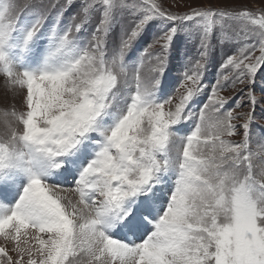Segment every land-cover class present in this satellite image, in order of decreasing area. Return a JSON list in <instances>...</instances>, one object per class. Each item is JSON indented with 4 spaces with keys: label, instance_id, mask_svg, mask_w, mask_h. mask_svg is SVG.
<instances>
[{
    "label": "snow or ice",
    "instance_id": "6c2138e0",
    "mask_svg": "<svg viewBox=\"0 0 264 264\" xmlns=\"http://www.w3.org/2000/svg\"><path fill=\"white\" fill-rule=\"evenodd\" d=\"M118 10L138 19L123 31L109 60L107 42ZM93 11L100 20L88 46L78 45L72 27L53 28L41 51L43 17L22 25L15 0H0V77L12 93L11 110L0 109V237L15 245L21 259L27 252V264H264V159L254 167L252 113L241 126L242 141L229 143L223 137L237 135L232 121L239 117L222 112L226 101L217 96L211 101L215 110L201 112L171 155L186 106L200 91L215 28L223 31L231 21L238 40H256L223 64L251 87L264 71V12L206 8L173 15L157 0H85L76 34ZM155 20L192 25L188 39L198 42L199 61L192 74H184L192 87L174 111L164 110L171 99H157L156 77L168 69L180 39L177 27L142 53V59L151 57L153 83H145L140 68L131 76L125 68V56ZM155 47L160 51L151 52ZM130 81L134 90L124 98ZM16 90L25 92L20 113ZM248 100L253 113L264 103L254 90ZM65 173L74 180L69 189L57 185ZM172 173L173 187L161 207L159 191ZM67 191L77 195L76 203L60 195ZM142 225L150 227L142 242L113 235L134 237ZM0 258L13 264L2 247Z\"/></svg>",
    "mask_w": 264,
    "mask_h": 264
},
{
    "label": "rangeland",
    "instance_id": "374dc122",
    "mask_svg": "<svg viewBox=\"0 0 264 264\" xmlns=\"http://www.w3.org/2000/svg\"><path fill=\"white\" fill-rule=\"evenodd\" d=\"M128 2L131 3L132 0H128ZM157 3L161 10L173 15H184L192 9L206 8L231 12L248 10L257 14L264 12V0H157ZM15 4V16L22 25L30 24L33 18L38 15L43 17V30L39 40V48L41 51H43L47 44L45 37L53 28L58 29L60 32H64L69 27H72L73 35L77 39L78 45L81 48L88 46L95 27L100 20V13L98 11L91 12L88 16V22L82 27V31L76 34L74 28L76 24H80L83 20L82 8L85 4V0H74L70 6L66 0H15ZM137 19V17L131 15V13L126 10L117 11L115 23L108 38L106 48V54L109 60L119 47L120 37L123 31L132 27ZM170 27L178 28L180 39H178L174 45L166 73L163 77H156V79L160 81V87L156 89L157 99L161 101L171 99L172 101L170 105L165 106L164 110L166 112L174 111L180 98L186 94V90L192 87L190 83L184 81V74L186 72L192 74L195 63L199 61L198 42H190L188 39V32L192 25L172 24L169 21L155 20L147 27L145 34L133 45L132 50L125 56V68L130 76L134 75L136 68H140L141 77L145 83H153L155 74L151 72V57L145 56L142 59V53L149 45L153 44L155 40L162 37L165 31ZM236 32L237 27L231 21L227 22L223 31L219 24L215 28L210 39L207 57L203 61L205 67L200 73V91L186 106L184 113L185 122L179 126V136L175 137L173 141L171 151L173 157L176 155V149L183 143V138L187 134H190L195 129L196 124L200 122L199 117L201 112L206 111L208 114H211L215 110V106L211 104V101L218 96L226 101L222 112L226 113L231 111L233 117H239V119H234L232 121V123L237 126V135L234 137L224 136L223 139L234 144L242 141L241 126L247 122V116L252 113L253 120L249 128V152L254 156V167L261 159H264V147H260L264 146V103H258L253 113L248 100V93L253 90L257 101L264 100V71L259 72L255 78V84L250 87L247 82L240 83L236 79L235 70L223 68V64L229 57H235L241 53L245 43H256L254 38L246 41L244 39L238 40ZM159 51V47L151 49V52L154 53ZM247 54L251 55L252 53L249 52ZM259 55V51H255V56ZM224 77H228V79L225 80ZM182 83H184L183 88L180 87ZM134 87V83L130 81L128 87L122 89L124 98H126L127 93L134 90ZM214 89L216 90L215 95ZM11 94L12 93L8 89L6 78L0 77V109L11 110V103L9 101V96ZM24 96L25 92L23 90H16L15 111L17 113L26 110L23 106ZM0 116H3L2 112H0ZM11 119L12 117L9 112L8 120L11 121ZM4 130L3 121L0 120V132ZM65 174L60 177L61 180H57V185L69 189L74 186V180L71 175ZM174 176L175 173L169 175L164 186L159 191L161 207L164 206V202L168 199L169 192L173 187ZM69 192L78 200L77 195L71 191H67L65 194H69ZM139 229L141 230L140 235H137L136 232L134 236L136 240L120 231L115 232L113 235L118 239L126 238L128 242H133L134 240L136 243H139L150 233V227L142 225ZM31 243L33 244L35 241ZM0 247L4 248L8 254V258L13 261V264H15L17 260H20L21 264H27V252H25L23 259H21L20 255L14 251L15 245L11 241H5L0 237ZM20 247H25L23 238H21ZM37 257L35 258L38 261L39 257ZM0 260H3V264H7L6 258H0Z\"/></svg>",
    "mask_w": 264,
    "mask_h": 264
},
{
    "label": "bare ground",
    "instance_id": "6f19581e",
    "mask_svg": "<svg viewBox=\"0 0 264 264\" xmlns=\"http://www.w3.org/2000/svg\"><path fill=\"white\" fill-rule=\"evenodd\" d=\"M66 175V174H65ZM60 177L61 176H58L57 177V180H61L60 179ZM73 193V192H72ZM60 195H62V196H64V197H66L68 200H71L73 203H76L77 202V199H75V197L73 196V194L71 195L70 194V192H69V194L68 193H66L65 194V192H62ZM140 229H138V231H137V235H140ZM124 233H126L127 234V232H124ZM128 237V236H127ZM131 238L133 237V236H130ZM44 238H46V237H44ZM133 238H135V240H136V237H133ZM132 240V239H131ZM132 242V241H131ZM33 245H35V243H33ZM3 248V247H2ZM33 250H35V248H33ZM8 251V250H7ZM37 257V256H36ZM35 258V257H34ZM38 258V257H37ZM25 259V258H24ZM36 259V258H35Z\"/></svg>",
    "mask_w": 264,
    "mask_h": 264
}]
</instances>
